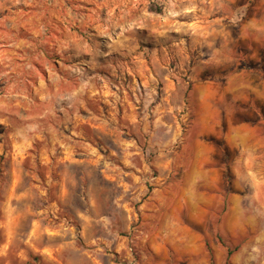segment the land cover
I'll list each match as a JSON object with an SVG mask.
<instances>
[{"label": "clouds", "instance_id": "9594fccd", "mask_svg": "<svg viewBox=\"0 0 264 264\" xmlns=\"http://www.w3.org/2000/svg\"><path fill=\"white\" fill-rule=\"evenodd\" d=\"M0 264H264V0H0Z\"/></svg>", "mask_w": 264, "mask_h": 264}]
</instances>
